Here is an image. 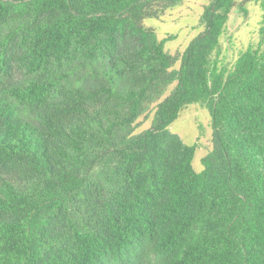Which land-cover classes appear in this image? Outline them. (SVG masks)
<instances>
[{
    "label": "trees",
    "instance_id": "trees-1",
    "mask_svg": "<svg viewBox=\"0 0 264 264\" xmlns=\"http://www.w3.org/2000/svg\"><path fill=\"white\" fill-rule=\"evenodd\" d=\"M183 1L0 0V264H264V0L233 61L236 0L166 50L145 19ZM193 103L201 171L169 129Z\"/></svg>",
    "mask_w": 264,
    "mask_h": 264
},
{
    "label": "rangeland",
    "instance_id": "rangeland-1",
    "mask_svg": "<svg viewBox=\"0 0 264 264\" xmlns=\"http://www.w3.org/2000/svg\"><path fill=\"white\" fill-rule=\"evenodd\" d=\"M209 1L184 0L167 11L161 18H146L145 24L156 30L159 39L174 35L165 44L167 51L172 54L183 52L190 41L203 31V27L200 25V16ZM236 2L237 7L233 9L227 23L228 31L222 38V52L226 61H233L238 51L258 39V24L262 10L256 0H236ZM179 65L180 63L177 62L175 67L178 68ZM174 86L175 84L169 86L161 100L170 93ZM153 116V112L147 118L142 116L135 132L139 133L150 128ZM169 129L177 133L185 143L198 144L193 166L196 171H201L204 167L202 158L212 148V125L209 110L197 103L189 104L171 123Z\"/></svg>",
    "mask_w": 264,
    "mask_h": 264
}]
</instances>
